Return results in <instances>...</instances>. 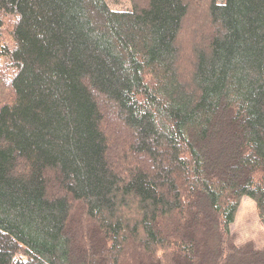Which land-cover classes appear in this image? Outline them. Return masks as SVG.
I'll return each mask as SVG.
<instances>
[{
    "label": "trees",
    "instance_id": "trees-1",
    "mask_svg": "<svg viewBox=\"0 0 264 264\" xmlns=\"http://www.w3.org/2000/svg\"><path fill=\"white\" fill-rule=\"evenodd\" d=\"M0 0V264H264V0Z\"/></svg>",
    "mask_w": 264,
    "mask_h": 264
},
{
    "label": "rangeland",
    "instance_id": "rangeland-1",
    "mask_svg": "<svg viewBox=\"0 0 264 264\" xmlns=\"http://www.w3.org/2000/svg\"><path fill=\"white\" fill-rule=\"evenodd\" d=\"M116 11L132 9L131 0H106ZM222 1V0H220ZM231 233L236 245L251 244L255 249L264 251V224L262 223L257 203L250 197H243Z\"/></svg>",
    "mask_w": 264,
    "mask_h": 264
}]
</instances>
